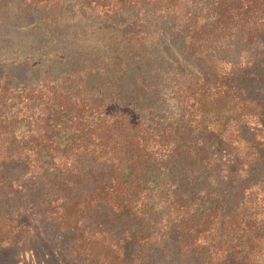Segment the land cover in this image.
Listing matches in <instances>:
<instances>
[{
  "label": "trees",
  "instance_id": "16d2710c",
  "mask_svg": "<svg viewBox=\"0 0 264 264\" xmlns=\"http://www.w3.org/2000/svg\"><path fill=\"white\" fill-rule=\"evenodd\" d=\"M264 264V0H0V258Z\"/></svg>",
  "mask_w": 264,
  "mask_h": 264
},
{
  "label": "rangeland",
  "instance_id": "374dc122",
  "mask_svg": "<svg viewBox=\"0 0 264 264\" xmlns=\"http://www.w3.org/2000/svg\"><path fill=\"white\" fill-rule=\"evenodd\" d=\"M0 264H48L46 257L35 256L32 253L26 254L23 261L16 262L13 254L8 253L0 258Z\"/></svg>",
  "mask_w": 264,
  "mask_h": 264
}]
</instances>
